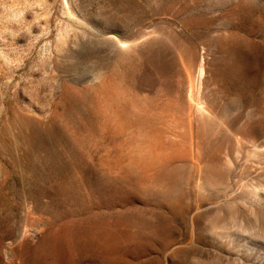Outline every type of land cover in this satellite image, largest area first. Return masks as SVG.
Segmentation results:
<instances>
[{
  "label": "rangeland",
  "instance_id": "rangeland-1",
  "mask_svg": "<svg viewBox=\"0 0 264 264\" xmlns=\"http://www.w3.org/2000/svg\"><path fill=\"white\" fill-rule=\"evenodd\" d=\"M0 264H264V0H0Z\"/></svg>",
  "mask_w": 264,
  "mask_h": 264
}]
</instances>
